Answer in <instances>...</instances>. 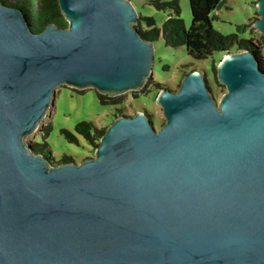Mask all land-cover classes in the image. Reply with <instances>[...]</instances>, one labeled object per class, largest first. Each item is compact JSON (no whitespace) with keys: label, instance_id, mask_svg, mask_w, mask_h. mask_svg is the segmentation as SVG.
<instances>
[{"label":"water","instance_id":"obj_1","mask_svg":"<svg viewBox=\"0 0 264 264\" xmlns=\"http://www.w3.org/2000/svg\"><path fill=\"white\" fill-rule=\"evenodd\" d=\"M32 30L0 0V264H264V72L247 50L161 89L163 123L115 118L93 157L53 162L24 138L57 88L141 89L153 42L130 0H57ZM252 23L264 37V0Z\"/></svg>","mask_w":264,"mask_h":264},{"label":"rangeland","instance_id":"obj_2","mask_svg":"<svg viewBox=\"0 0 264 264\" xmlns=\"http://www.w3.org/2000/svg\"><path fill=\"white\" fill-rule=\"evenodd\" d=\"M33 13L38 9L36 0H29ZM138 17H151L155 25L160 26L171 14L168 9H158L151 0H130ZM257 0H223L211 12V23L214 29L222 34L237 33L244 38L258 41L261 46L264 61V37L252 26L258 14L255 8ZM180 8V18L185 27L190 24V11L187 0H177ZM141 31L149 26L140 21ZM153 66L151 77L144 86L136 91H127L118 95H105L108 104L98 101L97 91L92 88L74 89L62 85L57 88L50 107L35 131L28 134L24 140L32 146L38 145L45 156L53 162H60L65 155L73 162L80 163L94 156V149L99 142L98 137L88 141L74 132V126L80 121H91L96 129L105 131L108 125L118 116H131L136 112L146 113L153 126L157 129L163 123L161 107L156 103V95L161 89L177 90L183 76L196 69L204 75L205 83L213 98L218 101L225 92V86L216 80V65L225 54L216 52L204 60H193L185 52L184 47L165 46L159 37L153 42ZM235 47L229 53L238 52ZM48 127V133L44 135ZM64 128L75 134L76 141H68L60 129Z\"/></svg>","mask_w":264,"mask_h":264},{"label":"trees","instance_id":"obj_3","mask_svg":"<svg viewBox=\"0 0 264 264\" xmlns=\"http://www.w3.org/2000/svg\"><path fill=\"white\" fill-rule=\"evenodd\" d=\"M1 1L19 7L25 18L31 22L32 30L35 32L40 31L49 23H53L58 28H66L67 26V22L60 13L57 0H36L38 9L34 13L29 0ZM222 2L223 0H187L190 11V24L185 27L183 20L180 18V8L177 0H151L153 6L158 9H168L171 14L160 26L155 25L151 17L140 16L134 26L140 35L147 40L154 42L160 37L165 46L184 47L186 54L193 60H204L215 52L217 54L229 53L233 47L240 51H250L257 58L259 68L264 72L262 50L258 41L241 37L237 33L222 34L213 28L211 12ZM141 20L149 26L148 29L140 30ZM97 98L101 104H108L105 101L107 98L105 95L97 94ZM74 132L88 141L93 140L95 137L100 139L104 133L96 129L91 121L77 122L74 126ZM47 133L48 127L45 129L44 135ZM60 133L68 141H76L75 134L67 129L61 128ZM32 147L34 151L42 152L36 143ZM60 162H72V160L63 155Z\"/></svg>","mask_w":264,"mask_h":264}]
</instances>
